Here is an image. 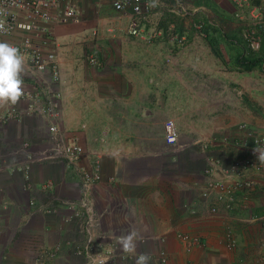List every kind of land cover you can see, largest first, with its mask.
<instances>
[{
  "label": "crops",
  "instance_id": "obj_1",
  "mask_svg": "<svg viewBox=\"0 0 264 264\" xmlns=\"http://www.w3.org/2000/svg\"><path fill=\"white\" fill-rule=\"evenodd\" d=\"M94 1L79 2L85 13L79 24H51L61 79L54 83L48 73L32 72L28 64L22 76L30 91L55 84L60 94L57 121L85 148L82 167H91L90 151L98 150L102 180L93 190V200L101 215V232L108 236L99 242L109 244L112 236L135 228L140 234L136 255L149 254V264H160L162 249L168 254L166 264H260L253 254L259 251L256 239L264 237V220L252 218L264 216V162L255 151L264 148H252L250 140L246 146L233 140L245 135L241 124L264 134V68L250 63L243 67L240 56L238 67L226 70L208 38L194 37L179 44L181 50L175 53L168 51L171 41L148 44L153 37L145 29L147 22L142 36H132L135 40L116 37L119 31L129 34L130 15L119 14L112 5L114 18L129 17L124 30L120 21L111 22L107 30L114 35L107 38L101 35V24L84 20ZM222 25L216 23L224 35ZM202 28L198 32L205 36L207 29ZM24 36L19 32L0 41L20 43ZM163 45L167 48L161 49ZM93 55L99 59L96 67L89 63ZM28 105V100L16 105L23 113L20 119L6 124L0 119V141L11 137L21 148L28 144L22 159L0 170V264H34L36 245H62L55 264L82 263L68 243L79 234L73 224L62 221L67 211L48 214L42 209L78 200L80 178L62 162L39 159L44 148L35 155L44 132L50 137L49 121L28 114ZM6 108L0 107V118ZM171 118L180 134L175 145L165 138L164 124ZM39 122L45 123L44 130ZM227 137L233 140L225 142ZM246 157L260 164L246 172L255 179L256 190L236 214H212L214 195H202L217 176L208 172L211 160L229 167L234 159ZM228 220L234 225L235 248L223 240ZM180 233L197 236L201 243L188 250ZM30 238L35 240L31 245L26 242ZM119 264H135V256Z\"/></svg>",
  "mask_w": 264,
  "mask_h": 264
},
{
  "label": "built area",
  "instance_id": "obj_2",
  "mask_svg": "<svg viewBox=\"0 0 264 264\" xmlns=\"http://www.w3.org/2000/svg\"><path fill=\"white\" fill-rule=\"evenodd\" d=\"M80 1L85 0H0V21H3L7 28L6 33H0V38L12 37L23 32L24 39L20 43L13 42L11 44L18 47L24 54L25 64H28L30 71L40 75L48 73L52 82H58L61 79V74L57 63V42L51 24L82 21L83 11L79 4ZM110 1L119 14H130L128 32L131 36L139 37L143 35L145 19L156 10L159 0H155V6H150L152 0ZM254 13L256 14L252 19L257 20L258 28L254 27V29L244 32V37L251 48L258 51L264 40V16L259 10H255ZM149 36L153 37L154 35ZM45 47H49L47 52H44ZM90 63L98 65L99 59L93 55L90 57ZM54 83L49 88L35 91L24 88L25 94L21 100L29 101L28 114L43 117L49 121L47 129L51 147L41 151L37 157L62 162L67 168L73 169L80 178L82 194L78 200H66L60 206L45 205L42 209L48 214L61 210L67 211L62 217V221L66 225L73 224L79 234L77 240H69L68 243L71 245L73 253L84 258L86 264H119L133 256L121 251L117 242L119 237L112 236L114 241L109 244L99 242V239L108 238L105 233L100 231L101 215L97 212L93 200V190L102 180L101 157L98 150L90 151L91 167H82L81 161L87 152L79 141V137L69 136L57 121L60 115L58 104L60 94L54 91ZM22 115V111L16 105L7 106L5 114L0 119L2 123L6 124L13 118L20 119ZM240 128L244 130V137L242 136L239 140L227 137L225 142L233 140V143L246 146L250 140L252 148H264L263 133L250 129L246 124ZM164 131L168 144L178 143L179 130L174 120L166 121ZM27 145L26 143L23 148L20 147L18 152L25 153ZM7 166V160L0 153V170ZM256 168L259 169L260 164L247 157L234 159L229 167H224L218 161L211 160L208 172L217 176L209 181V185L202 195L207 198L211 197V194L214 195L216 201L223 204L222 208L232 211L237 206L240 207L242 202L250 199L256 190L255 179L248 178L246 173L247 170ZM219 206V204L213 205L211 212L218 213ZM253 219L264 220V216H254ZM225 236L228 241L227 246L234 248L236 239L233 232L227 230ZM179 238L188 250L201 243L199 237L190 233H180ZM40 251L43 253L34 258V264H53L62 255L63 247L56 245ZM256 260L264 263V254L257 253ZM167 262L168 254L165 249H162L159 263L166 264Z\"/></svg>",
  "mask_w": 264,
  "mask_h": 264
},
{
  "label": "rangeland",
  "instance_id": "obj_3",
  "mask_svg": "<svg viewBox=\"0 0 264 264\" xmlns=\"http://www.w3.org/2000/svg\"><path fill=\"white\" fill-rule=\"evenodd\" d=\"M239 2L236 0H160V2L158 1V6L156 10L147 19H145L143 23L144 25L147 22L145 24V29L147 32L150 31V34L154 33L152 40H150L148 44L154 43L156 45L155 42L161 43L163 41H171L172 45L169 46L168 51L171 52L172 50H176V51H172V53H175L181 50L182 45L184 44L186 45V43H188V41H191V39H193L194 37H202L205 39L208 38L209 43L212 46V51L214 55H216L218 59H221L225 64L224 68L225 69L227 68L229 70H233L238 67L237 58H240V56L241 58H248V59L261 58V60H264V40L261 43L260 49L256 51L253 48H251L250 44L244 37V32H248L249 30L254 29V27L258 28L257 20H253L252 18L256 14L254 13L255 10L261 11L263 13L262 15L264 16V0H240ZM105 4L108 5L107 8H105L104 6ZM111 5L112 2L110 0L94 1V6L92 8L91 15H87L86 19H84L85 21H89L93 24H101L100 31L101 33H103L101 35L107 38L112 37L114 35L111 32H108L107 30V27L109 24H111V22L120 21L121 27H123L124 30V27L126 29V25L129 17L127 14H125L123 17H121L120 20L114 18L112 11H110L112 7ZM80 22L78 23L71 22V23L79 24ZM217 22L223 24L222 30L224 32V35H221L219 33L221 29L219 28V26H216ZM228 22H235L236 25L229 24ZM204 26L207 29V30L205 29L207 33L205 36H201L202 34H200L198 30H200V28ZM202 29L204 31V28ZM116 37H132V36L125 33L124 31H119L116 34ZM222 37L226 38V40L223 39ZM132 40L135 39L132 37ZM180 40H183L184 42L181 43ZM204 42L205 41H203V44ZM229 42L230 44H227ZM231 42H233L234 45H231ZM160 48L161 49L167 48V45H163ZM86 50H88V48ZM92 54H98V53L92 51ZM89 63H90V59H89ZM246 63L249 62H245V64ZM92 66L96 67L97 65H92ZM259 66L261 68L262 67L264 68V61H261L257 65V67ZM246 69L247 68L245 69L241 68V70L243 71H246ZM171 119L174 120V118ZM39 123L42 126V130H44L45 123L44 122L43 124L42 122ZM242 125L243 124H241L239 128ZM242 131L244 132L243 129ZM47 138L48 137H46V134L44 132V135H42V139L37 142L38 147L35 146L34 153L36 155L41 147L44 148L42 151L47 150L51 147V141H49V138L48 139ZM12 143H11V137L9 139L4 138V140L0 141V153L7 160V165H9L13 161H19L20 159L23 158V154L21 152H18L20 146L18 144H12ZM203 198L210 199L209 197L207 198L204 196ZM217 204L220 205L219 212L218 213L211 212L212 214H219L220 211L225 210L224 208L221 207V205L223 204H220L218 202ZM239 208L240 207L237 206L234 210L232 211L225 210V212L232 213ZM210 211H211V207H210ZM234 214H236V212H234ZM234 214H232V216H234ZM225 223H226L225 225L227 226H224L223 228L224 229L223 240L224 243L227 245L228 241L225 236L227 230H231L233 232L235 239H237V237L236 234H234L233 223L229 220L226 221ZM101 230H102V222H101L100 231ZM73 240H77V238ZM32 241L35 240H31L30 238L26 242H29L31 245ZM237 244L238 241L236 240V246ZM256 246L259 248V251L253 254L254 255L253 260L257 263L264 264L256 260L257 253L260 252L264 254V252L262 251V248H264V237L261 236L258 239H256ZM36 247L37 250L34 255V258L38 254L43 253L40 250L49 248L51 246L49 247L41 246L38 248V246L36 245ZM61 254H63V252ZM80 259H82L81 260L82 263L79 262L78 264H86L84 258L80 257ZM55 262L56 260L53 262V264H55Z\"/></svg>",
  "mask_w": 264,
  "mask_h": 264
},
{
  "label": "clouds",
  "instance_id": "obj_4",
  "mask_svg": "<svg viewBox=\"0 0 264 264\" xmlns=\"http://www.w3.org/2000/svg\"><path fill=\"white\" fill-rule=\"evenodd\" d=\"M150 6H155V0H152ZM6 32L4 22L0 21V33ZM24 66L25 57L20 49L7 41H0V107L17 105L24 96ZM255 151L259 153L258 159L264 162V151ZM139 239V232L132 228L127 234L121 235L117 242L123 253L135 256V264H149V254L136 255Z\"/></svg>",
  "mask_w": 264,
  "mask_h": 264
},
{
  "label": "trees",
  "instance_id": "obj_5",
  "mask_svg": "<svg viewBox=\"0 0 264 264\" xmlns=\"http://www.w3.org/2000/svg\"><path fill=\"white\" fill-rule=\"evenodd\" d=\"M261 61H264V60H261V58H255V59H248V58H241L240 60V64L243 65L244 67V63L245 62H249L251 64V67H255L257 66ZM248 67V66H247Z\"/></svg>",
  "mask_w": 264,
  "mask_h": 264
}]
</instances>
